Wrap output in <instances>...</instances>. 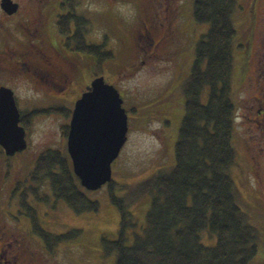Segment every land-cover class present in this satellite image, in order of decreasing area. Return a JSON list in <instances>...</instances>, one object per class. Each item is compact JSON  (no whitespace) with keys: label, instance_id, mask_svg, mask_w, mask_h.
<instances>
[{"label":"rangeland","instance_id":"374dc122","mask_svg":"<svg viewBox=\"0 0 264 264\" xmlns=\"http://www.w3.org/2000/svg\"><path fill=\"white\" fill-rule=\"evenodd\" d=\"M15 1L21 3L22 10L10 20L0 7V87L10 88L20 112L29 116L28 148L11 157L0 155V230L7 235L0 237V264L11 261L17 250L24 252L18 244L7 247L12 236L27 241L26 250L34 253V258L22 254L33 264H116V254H105L102 246V238L117 240L121 227V211L110 200L109 185L97 191L85 189L89 199L99 202V210L77 214L54 196L47 180L31 175L34 164L44 152L67 148L65 136L72 111L95 77H104L114 85L124 100L129 132L112 165V180L117 197L132 203L136 227L129 229L127 244L133 245L134 234L142 233L146 225L152 199L138 193L148 188V180L158 170L175 163L185 102L180 86L192 71L194 46L207 33L208 25L194 22V0H68L75 16L69 18L67 27L61 26L62 33L82 34L89 46L102 45L114 58L100 71L90 56L67 48L65 53L74 57L73 62H61L46 43L50 67L38 58L42 53H38L28 27L18 25L25 30L22 36L14 27L21 15L36 18L38 0ZM238 1L243 7L236 13L240 20L252 0ZM256 12L258 26L250 35L248 23L242 25L239 44L244 48L235 52L234 147L238 159L230 174L244 200L240 206L258 230V254L253 264H264V120L259 115V111L264 114V0H257ZM34 21L32 26L38 29L42 22ZM28 39L31 43L21 46ZM18 49L32 54L33 59L24 60L29 70L15 65L18 57L13 52ZM57 64L61 68L55 67ZM19 182L14 190L13 184ZM18 200H26L35 209L30 214L33 228L27 213L20 214ZM60 236L66 239L54 241ZM201 237L205 245H215L217 240L208 231Z\"/></svg>","mask_w":264,"mask_h":264},{"label":"trees","instance_id":"16d2710c","mask_svg":"<svg viewBox=\"0 0 264 264\" xmlns=\"http://www.w3.org/2000/svg\"><path fill=\"white\" fill-rule=\"evenodd\" d=\"M238 2L194 0L193 20L208 30L195 44L192 71L180 86L185 102L175 163L158 170L138 193L152 199L133 245L127 244L129 229L136 227L132 203L117 197L114 181L108 184L110 200L121 211V227L118 239L102 238V246L105 254H116V264H253L258 254V230L241 208L244 200L230 174L238 159L235 52L244 48L239 37L246 23L245 15L237 20L243 9ZM69 18H58L60 31ZM74 39L72 51L95 57L100 71L114 58L102 45L89 46L83 35ZM25 115L21 112V124L27 130ZM0 155L5 156L1 147ZM31 175L47 180L54 196L77 214L99 210V202L89 199L75 175L66 147L42 153ZM204 231L216 236L215 245L202 243Z\"/></svg>","mask_w":264,"mask_h":264},{"label":"water","instance_id":"95a60500","mask_svg":"<svg viewBox=\"0 0 264 264\" xmlns=\"http://www.w3.org/2000/svg\"><path fill=\"white\" fill-rule=\"evenodd\" d=\"M1 8L16 13L18 5L2 0ZM119 90L98 77L77 100L69 126L67 151L73 171L88 191L112 181V165L128 140L129 118ZM14 92L0 87V146L13 156L27 148L26 131Z\"/></svg>","mask_w":264,"mask_h":264},{"label":"flooded vegetation","instance_id":"af4514ba","mask_svg":"<svg viewBox=\"0 0 264 264\" xmlns=\"http://www.w3.org/2000/svg\"><path fill=\"white\" fill-rule=\"evenodd\" d=\"M15 4L18 5V10L16 13L13 14H8L6 13L2 8L3 14L10 20L12 17H16L18 15H20L22 7H21V3L20 2H16L15 0H12ZM32 1V3L34 2V0H30ZM39 3V5L34 6L37 7V11L35 12L36 18H32L29 17L27 18L26 15H21V17L18 19L17 22V26L15 25L14 27H17V31L20 32L21 36L26 35L23 31L22 28L18 27V25H22V26H26L28 27L26 29V27H24L26 30H29V34L34 38L35 44H37V51L38 53H42L41 56H39L38 58L42 57V62H45L48 66L53 67L52 63H50V58H46L47 55L45 53L44 50H46L47 52H50L48 50V48L44 49V45L47 43L52 49H54L56 51V57L61 61H72L74 59V57H72L71 55H66L64 48L70 50L72 52L74 46H73V39L75 37L78 36V38H80V36L82 34H63L62 31H60L59 25H58V18L59 17H70L73 18L75 15V9L73 10V7H71V4H69V1L66 0H38L37 4ZM69 4V5H68ZM63 6V8H62ZM256 6H257V0H252L251 2V7L246 10L244 9V14H245V20L249 25V33L251 35V31H254L256 29V27L258 26V14L256 12ZM1 7V4H0ZM29 14V12H28ZM25 16V17H24ZM59 16V17H58ZM47 19H49V28H48V23H47ZM36 23L38 21L42 22L40 24H38V29L34 26H32V23ZM41 26V27H40ZM43 26V27H42ZM37 31V32H36ZM39 31V32H38ZM59 37L61 38V41L59 42V40H57L56 38L59 39ZM252 38V36H250ZM75 40V39H74ZM25 42H23L24 44H22L21 46H25L27 45V43H31L32 40L28 39V40H24ZM70 42V43H68ZM251 42V41H250ZM248 48V46H247ZM29 50H19L13 52V56H15L16 58L18 57L17 62H15V65H20L21 67H23L26 70L27 69V65L24 62V60H26V57H30L31 59H33L32 54L30 52H28ZM11 56V57H13ZM87 56V55H86ZM14 57V58H15ZM93 60V62L95 64H97V59L95 57L90 56ZM46 58V59H45ZM72 59V60H71ZM13 62V60H12ZM73 62V61H72ZM74 65L76 63H73ZM34 67L39 68L38 65H36L35 63H33ZM55 67H59L61 68L60 64H57ZM29 68V67H28ZM96 78V77H95ZM92 83V81H91ZM91 83L84 89L83 93L86 92L88 90V88L91 86ZM264 112V111H263ZM259 115H262V120H264V114L259 111ZM21 182L14 183L13 184V189L17 190L18 185ZM17 196V195H16ZM18 207L20 208V214L24 215L22 212L27 213V219L28 217L31 219V223L30 226H32L31 228H33V224H34V220L33 217L30 216L31 210H35L32 205L30 206V204L25 200V203H20V201L18 200ZM30 219L29 222H30ZM20 221V220H19ZM30 228V229H31ZM2 230H0V237L4 236L7 237V235H3L1 233ZM32 231V230H31ZM16 237V238H15ZM11 242H6L7 243V247L12 246L14 244H18L20 247L22 246L24 248V252L22 250H17L16 252H14V254L11 255V261H6V264H33L34 262L29 259L28 257L23 256L22 253L27 252L28 255H30L32 258H34V253L28 252V244L27 241L25 239L19 240L17 238V236H12ZM42 241V240H41ZM0 252L2 253V247H0Z\"/></svg>","mask_w":264,"mask_h":264}]
</instances>
